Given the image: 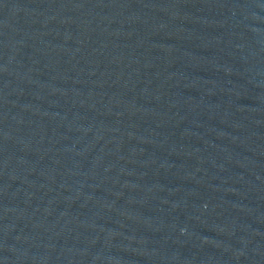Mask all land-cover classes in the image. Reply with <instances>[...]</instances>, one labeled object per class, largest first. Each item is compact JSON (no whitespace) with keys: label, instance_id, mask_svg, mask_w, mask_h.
Listing matches in <instances>:
<instances>
[{"label":"water","instance_id":"95a60500","mask_svg":"<svg viewBox=\"0 0 264 264\" xmlns=\"http://www.w3.org/2000/svg\"><path fill=\"white\" fill-rule=\"evenodd\" d=\"M0 264H264V0H0Z\"/></svg>","mask_w":264,"mask_h":264}]
</instances>
